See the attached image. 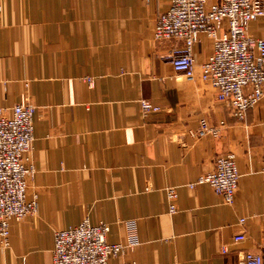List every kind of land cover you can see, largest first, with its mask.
Masks as SVG:
<instances>
[{
  "label": "crops",
  "instance_id": "0c3cea01",
  "mask_svg": "<svg viewBox=\"0 0 264 264\" xmlns=\"http://www.w3.org/2000/svg\"><path fill=\"white\" fill-rule=\"evenodd\" d=\"M0 5V109L37 108L29 194L39 204L36 217L12 223L0 264H51L55 232L87 217L110 225V243L136 242L110 264H239L248 252L264 259V98L244 121L217 99L202 80L211 39L201 35L194 46L188 80L163 58L183 43L154 38L170 0ZM248 32L264 39V17ZM140 100L162 112L143 118ZM203 119L224 122L220 136L191 137ZM229 153L241 174L233 204L208 185L187 187ZM239 234L245 240L235 242Z\"/></svg>",
  "mask_w": 264,
  "mask_h": 264
},
{
  "label": "built area",
  "instance_id": "2783aa9c",
  "mask_svg": "<svg viewBox=\"0 0 264 264\" xmlns=\"http://www.w3.org/2000/svg\"><path fill=\"white\" fill-rule=\"evenodd\" d=\"M2 10L0 5V11ZM264 17V0H170L168 10L157 19L154 38L157 41L176 39L183 47L172 49L168 56L178 74L195 78L194 46L205 35L213 42V51L202 65V80L217 92V99L228 104L239 121L264 98V39L249 35V26ZM91 87L92 78L85 79ZM143 118L162 112L161 107L140 100ZM36 107L29 102L15 105L9 113L0 109V245L10 246L13 222L36 217L37 195L29 194V180L35 175L31 153L34 143ZM225 127L221 122L211 126L205 119L197 129L189 130L193 138H217ZM213 168L199 176L189 189L208 185L231 205L239 188L241 174L232 153L214 158ZM170 213L177 211L178 188L167 189ZM245 219L240 220L243 225ZM127 226L133 230L134 224ZM110 225L93 224L87 217L77 226L54 234L51 264H110L111 260L133 251L136 242L110 243ZM245 240L244 234L235 242ZM224 254L226 248H222ZM127 264H136L127 263ZM239 264H264L261 254L248 252Z\"/></svg>",
  "mask_w": 264,
  "mask_h": 264
},
{
  "label": "rangeland",
  "instance_id": "374dc122",
  "mask_svg": "<svg viewBox=\"0 0 264 264\" xmlns=\"http://www.w3.org/2000/svg\"><path fill=\"white\" fill-rule=\"evenodd\" d=\"M156 25V24H155ZM155 28V27H154ZM87 79V78H86ZM93 80H94V83H95V79L94 78H92ZM87 82V81H86ZM87 84L89 85V83L87 82ZM90 86V85H89ZM91 87V86H90ZM95 87V86H94ZM91 88H93V87H91ZM25 102H27V101H25ZM18 105V104H17ZM3 110V109H2ZM5 112H7V111H5ZM7 113H9V111L7 112ZM54 247V246H53Z\"/></svg>",
  "mask_w": 264,
  "mask_h": 264
}]
</instances>
